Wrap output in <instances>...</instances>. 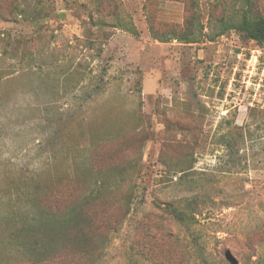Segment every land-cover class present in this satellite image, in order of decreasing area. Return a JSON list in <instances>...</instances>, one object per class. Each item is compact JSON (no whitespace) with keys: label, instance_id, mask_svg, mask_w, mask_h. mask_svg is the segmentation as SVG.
I'll return each instance as SVG.
<instances>
[{"label":"rangeland","instance_id":"1","mask_svg":"<svg viewBox=\"0 0 264 264\" xmlns=\"http://www.w3.org/2000/svg\"><path fill=\"white\" fill-rule=\"evenodd\" d=\"M246 10L0 0V264H33L12 248L11 220L32 186L35 206L60 215L120 175L128 184L83 208L90 252L57 226L44 264H264V45L222 34Z\"/></svg>","mask_w":264,"mask_h":264},{"label":"trees","instance_id":"2","mask_svg":"<svg viewBox=\"0 0 264 264\" xmlns=\"http://www.w3.org/2000/svg\"><path fill=\"white\" fill-rule=\"evenodd\" d=\"M253 2L246 0L247 10L243 13L241 18L236 21H232L227 27L222 29V34L225 30L235 29L243 37L255 41L260 45H264V17H252L250 15ZM24 11V9H23ZM22 12V10L20 11ZM157 35H155L156 37ZM183 43H190L195 40L193 33L184 34L179 37ZM164 40H168L166 37ZM225 145L228 149L233 150L237 147V141L233 136L226 137ZM119 178L113 182H108L103 178H96L93 182L89 183L88 193L79 202L73 205L69 211L65 214L58 215L55 212H50L42 209L39 206H35L34 198L36 191L40 190V185L32 186L33 192L28 193L25 200V208L20 212H15L12 217L13 232H12V248L19 253L27 256L33 264H44L50 259L54 258L58 241H56L53 232L54 229L59 226L61 230L65 231H77L75 237L77 241L75 243L78 249L84 253H89L91 240L81 232L80 225L85 221V215L83 208L89 205L91 202L99 200L106 190L115 187L121 188L128 184L130 178L124 175L118 176ZM124 177V178H123ZM136 183H131L129 191L132 192V197L136 190ZM132 200H128L126 212L129 213ZM168 208H171L168 206ZM173 216L179 221H190L189 217L178 209L172 207ZM82 228V227H81ZM81 232V233H80ZM101 245V244H100ZM105 246V242L102 244V249ZM95 250H99V246L95 247Z\"/></svg>","mask_w":264,"mask_h":264}]
</instances>
